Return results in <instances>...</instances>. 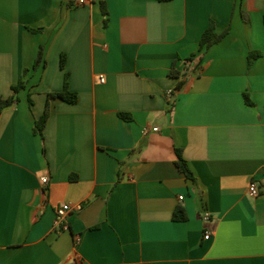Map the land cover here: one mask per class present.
<instances>
[{
	"label": "crops",
	"instance_id": "obj_1",
	"mask_svg": "<svg viewBox=\"0 0 264 264\" xmlns=\"http://www.w3.org/2000/svg\"><path fill=\"white\" fill-rule=\"evenodd\" d=\"M263 19L264 0H0V99L25 81L0 109V264H264ZM211 21L228 31L199 48ZM65 75L76 100L49 98L39 134ZM63 202L84 205L58 230Z\"/></svg>",
	"mask_w": 264,
	"mask_h": 264
},
{
	"label": "trees",
	"instance_id": "obj_2",
	"mask_svg": "<svg viewBox=\"0 0 264 264\" xmlns=\"http://www.w3.org/2000/svg\"><path fill=\"white\" fill-rule=\"evenodd\" d=\"M105 11L106 10L103 8V12H105ZM227 31H228V29H225L221 32L215 31L213 22L211 21L209 26L201 34V37L199 39V48H205L206 49L209 46H211L212 44L219 42L221 40V38L226 34ZM260 55H261V53L258 50H250L247 53L248 64H250L255 58H257ZM187 61H188V64L190 66L192 65V68L195 69V65H197V61L192 57L188 58ZM41 62H43V48H42V46H39L35 60H34V63H33V68H37ZM64 64H65V54L62 53L60 55V66H61V68H63L65 66ZM23 72L26 73L27 69H24ZM169 73H170V75H172L174 77H178L181 74L184 76L185 72H183L179 69H176L174 66H172ZM66 77H67V75H65L64 89L62 91L49 92L47 94L48 98H47V101L45 104L44 111H43L42 115L39 118H37L34 122V131L35 132L42 134L43 126H44V124L47 120V117L49 115V112H50L49 98L60 97L61 99L69 101V102H74L76 100V97H77L76 93L68 90ZM182 83H183L182 80L179 81L177 88H179L182 85ZM24 85H25V81L22 78H20L16 83L12 84L11 85L12 94L5 99H0V109L4 106L10 105L13 102H15L17 100V92L21 88H23ZM174 94L175 93H173V95ZM243 97H244V100L247 104H252V101L250 100L249 95L246 92L243 93ZM121 116H122V118L130 119V116L127 114L121 113ZM175 151H176L175 165L187 178L193 180L194 179L193 172L191 171L186 159L184 158L181 148H176ZM173 218L175 220H183L185 218V214H184L183 209L182 208L176 209L173 213Z\"/></svg>",
	"mask_w": 264,
	"mask_h": 264
},
{
	"label": "built area",
	"instance_id": "obj_3",
	"mask_svg": "<svg viewBox=\"0 0 264 264\" xmlns=\"http://www.w3.org/2000/svg\"><path fill=\"white\" fill-rule=\"evenodd\" d=\"M76 1H77V3H83L84 2V0H76ZM104 79H105L104 75H102V74L98 75V80L100 82H103ZM173 93H174L173 89H168L166 91V95L169 98H172ZM41 180H42V182H46L48 180V177L43 176L41 178ZM249 191L253 195H256L258 193V190H257L256 185L254 183H251V185L249 186ZM179 198H182V196H179ZM83 205H84V202H77V203L63 202V203H60L55 209V218H54V223H53L54 227L58 230L67 229V227H68L67 215L71 212L81 210ZM209 215H210L209 212L205 211L203 214V218L208 219ZM208 237H209L208 234L204 235V238H208ZM76 240H78V238ZM72 264H79V261L74 260L72 262Z\"/></svg>",
	"mask_w": 264,
	"mask_h": 264
}]
</instances>
